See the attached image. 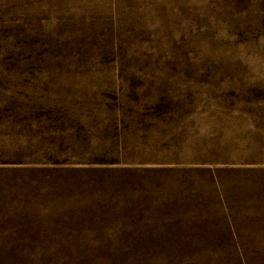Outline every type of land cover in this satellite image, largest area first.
Segmentation results:
<instances>
[{
    "label": "rangeland",
    "instance_id": "1",
    "mask_svg": "<svg viewBox=\"0 0 264 264\" xmlns=\"http://www.w3.org/2000/svg\"><path fill=\"white\" fill-rule=\"evenodd\" d=\"M264 264V0H0V253Z\"/></svg>",
    "mask_w": 264,
    "mask_h": 264
},
{
    "label": "trees",
    "instance_id": "2",
    "mask_svg": "<svg viewBox=\"0 0 264 264\" xmlns=\"http://www.w3.org/2000/svg\"><path fill=\"white\" fill-rule=\"evenodd\" d=\"M143 263V257H134L131 264ZM0 264H130L125 256H39L15 251L0 253Z\"/></svg>",
    "mask_w": 264,
    "mask_h": 264
}]
</instances>
